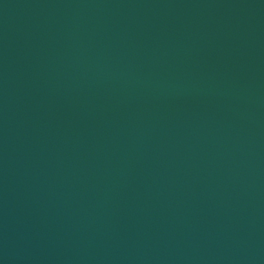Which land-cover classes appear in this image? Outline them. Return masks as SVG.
<instances>
[{"label":"water","instance_id":"obj_1","mask_svg":"<svg viewBox=\"0 0 264 264\" xmlns=\"http://www.w3.org/2000/svg\"><path fill=\"white\" fill-rule=\"evenodd\" d=\"M0 264H264V0H0Z\"/></svg>","mask_w":264,"mask_h":264}]
</instances>
